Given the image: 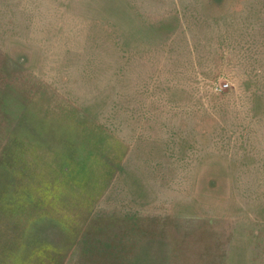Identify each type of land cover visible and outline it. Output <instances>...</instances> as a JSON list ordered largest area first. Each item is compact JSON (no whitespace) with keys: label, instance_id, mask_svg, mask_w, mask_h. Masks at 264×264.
<instances>
[{"label":"rangeland","instance_id":"374dc122","mask_svg":"<svg viewBox=\"0 0 264 264\" xmlns=\"http://www.w3.org/2000/svg\"><path fill=\"white\" fill-rule=\"evenodd\" d=\"M0 264H264V0H0Z\"/></svg>","mask_w":264,"mask_h":264}]
</instances>
